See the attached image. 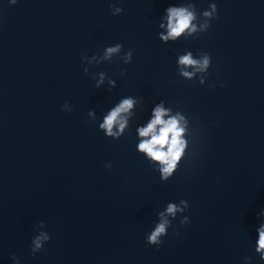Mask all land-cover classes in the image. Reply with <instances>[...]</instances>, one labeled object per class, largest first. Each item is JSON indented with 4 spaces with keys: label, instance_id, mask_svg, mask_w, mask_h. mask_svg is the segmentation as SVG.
I'll return each mask as SVG.
<instances>
[{
    "label": "clouds",
    "instance_id": "1",
    "mask_svg": "<svg viewBox=\"0 0 264 264\" xmlns=\"http://www.w3.org/2000/svg\"><path fill=\"white\" fill-rule=\"evenodd\" d=\"M18 0H7L9 6L15 5ZM2 3V0H0ZM120 0L115 3L109 0L108 7L113 16L119 15L123 9L119 6ZM217 17V4L215 0H208L207 7L198 9L194 0H176L168 3L159 15L156 22V38L162 44L175 43L178 40L187 41L195 39L205 33L211 27V21ZM117 42L104 46L99 53L87 55L81 53L80 64L82 72L86 74L93 87H104L106 92H111L116 87V80L105 71L90 72V67L99 66L102 63H111L113 58H118L121 64L127 65L132 60V49H124ZM175 72L178 77L186 81L194 80L204 85L209 68L212 65V57L206 51L193 52L184 49L177 52L174 60ZM119 75H124V69L119 68ZM223 87V83H208V87ZM144 105L141 96L123 95L116 99L108 108L102 110L99 116L95 108L86 113L85 124L94 123L97 131L104 137L118 140L126 132L134 131V149L158 174L161 182L167 181L173 176L180 163H190L194 155V124L188 115L180 108H174L164 99L152 102L148 108L147 116L142 123H134L137 111ZM60 111L71 112L72 106L66 100L60 106ZM111 162L104 164L105 168H111ZM189 208L188 202L181 198L177 201H168L155 213L156 219L152 227L143 237L146 246L159 248L163 244V237L172 227V221L178 218V224L185 226L190 223L186 215ZM259 223L255 226V239L252 241V252L264 264V208L256 213ZM34 235L30 237L29 252L36 254L44 250V245L50 240V234L45 229L44 221L40 220L33 225ZM179 235V232H174ZM11 264H21L20 259L10 254ZM249 256L243 257V264H250Z\"/></svg>",
    "mask_w": 264,
    "mask_h": 264
}]
</instances>
